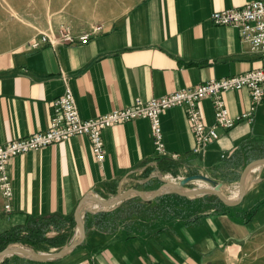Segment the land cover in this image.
Wrapping results in <instances>:
<instances>
[{
	"label": "crops",
	"instance_id": "1",
	"mask_svg": "<svg viewBox=\"0 0 264 264\" xmlns=\"http://www.w3.org/2000/svg\"><path fill=\"white\" fill-rule=\"evenodd\" d=\"M253 1L118 0L122 6L118 4L121 10L115 19L96 32L91 30L86 42L38 47L31 43L4 57L0 61V145L45 130L50 103L66 87L73 92L80 116L90 119L128 107L137 97L158 98L263 66L264 52L241 41L234 27L211 21L214 11ZM223 98L231 117L245 113L251 104L248 89L227 91ZM199 108L204 123L213 125L212 99L200 101ZM160 120L165 156L155 153L149 120L139 118L103 131L101 163L86 136L13 157L8 165L12 209H4L7 200L0 190V233L25 224L29 217L58 215L62 222L58 218L45 236L69 239L68 243H42L41 249L24 244L55 252L78 237L74 211L85 195L110 198L120 188L150 193L162 178L211 176L221 168L224 176H230L231 171L237 172L234 168L254 160L249 146L264 145V98L251 120H241L228 130L219 128V139L199 155L191 153L195 142L183 107L164 110ZM212 178L222 186L221 179ZM261 184L262 179L253 180L248 187ZM130 199L109 209L88 203L85 239L65 256L50 261L8 256L5 264H204L220 254L221 245L241 238L237 234L243 228L246 233L253 230L261 216L241 227L239 215L219 214L213 206H196L187 216L182 211L173 215L156 210L158 200ZM144 205L154 210H140ZM189 220L194 222L188 224Z\"/></svg>",
	"mask_w": 264,
	"mask_h": 264
},
{
	"label": "built area",
	"instance_id": "2",
	"mask_svg": "<svg viewBox=\"0 0 264 264\" xmlns=\"http://www.w3.org/2000/svg\"><path fill=\"white\" fill-rule=\"evenodd\" d=\"M211 21L215 25L234 27L237 29L241 41L250 45L253 50L264 52V0L214 11L211 14ZM99 29L100 27L94 29L93 32ZM59 36L60 39L53 40L42 35L38 40L32 42V46L38 47L41 43L54 45L58 42H86L90 34L82 32L77 36L69 27H65L60 31ZM241 89H248L251 99L250 107L245 113L231 117L223 94L227 91ZM205 98H211L213 101L215 122L210 126L204 123L199 108V102ZM263 98L264 65L241 74L210 79L203 83L187 86L158 98L143 100L137 97L128 107L90 119L80 116L73 92L70 87H66L65 91L50 103L49 123L45 130L36 131L0 145V190L7 200L4 209L6 211L12 209L10 199L13 195V187L8 165L9 161L17 155L64 142L74 136H86L90 141L95 159L101 163L105 159L103 131L116 124L146 118L150 123L155 153L158 156H165L166 149L160 115L164 110L176 106L185 109L188 125L195 142L191 153L199 155L205 152L209 144L219 139V128L228 130L241 120H251ZM171 157L177 158L176 155H171ZM185 177L178 176L169 180L179 182ZM164 179L162 178V180Z\"/></svg>",
	"mask_w": 264,
	"mask_h": 264
},
{
	"label": "rangeland",
	"instance_id": "3",
	"mask_svg": "<svg viewBox=\"0 0 264 264\" xmlns=\"http://www.w3.org/2000/svg\"><path fill=\"white\" fill-rule=\"evenodd\" d=\"M118 4L122 6L118 0H0V61L30 45L42 35L53 40L60 39V31L65 27H69L73 33L81 31L90 33L100 25H108L121 10ZM261 146L262 148L257 145L249 146L252 159L264 157V145ZM242 168H234L237 172L231 171L230 176H224L222 168L213 171L211 176L203 173L202 175L212 180H214L212 177L217 180L221 179L223 181L222 192L227 198L234 199L233 194L238 190L237 184ZM259 179L263 181L261 187H248L243 201L235 207L225 206L212 194L194 198L164 194L155 208L156 210L161 208L165 213L173 215L182 211V215L187 216L193 213L196 206L209 205L216 208L219 214L239 215L241 219L238 224L241 227H246L247 222L261 214L253 230L246 233L243 228V232L237 234V237L239 235L241 238H237L235 243L221 245L220 254L204 264H264V165L259 166L252 173L249 186L253 180L258 181ZM227 182H231L236 187L229 186ZM198 186H200L199 183L191 182L187 183L185 188L193 189ZM153 187H157V184ZM140 210L147 212L154 209L144 205ZM19 246L34 249L24 244H19Z\"/></svg>",
	"mask_w": 264,
	"mask_h": 264
},
{
	"label": "water",
	"instance_id": "4",
	"mask_svg": "<svg viewBox=\"0 0 264 264\" xmlns=\"http://www.w3.org/2000/svg\"><path fill=\"white\" fill-rule=\"evenodd\" d=\"M262 165H264V157L254 159L245 165L240 173L237 184L238 197L235 199L227 198L226 195L222 192V186L220 184H218L208 176L202 174L187 176L179 182H173L171 180L164 179L162 180V184L150 193L137 188H120L117 194L110 198H102L96 194H87L82 198L74 211V220L78 231V237L75 240L71 241L69 244L65 245L55 252H40L31 248L19 246V244H11L0 251V262L8 256H20L29 258L34 261H50L65 256L70 251L81 245L85 239L86 231L83 218L84 214L89 211L86 206L90 202L96 204L98 209H109L133 197H138L141 201L144 202H151L164 194H176L186 198L212 194L227 207L238 206L239 204H241L248 192V185L250 182V179H248V175L256 166L259 167ZM196 181H202L205 185H200L193 189L185 188V185L187 183Z\"/></svg>",
	"mask_w": 264,
	"mask_h": 264
},
{
	"label": "trees",
	"instance_id": "5",
	"mask_svg": "<svg viewBox=\"0 0 264 264\" xmlns=\"http://www.w3.org/2000/svg\"><path fill=\"white\" fill-rule=\"evenodd\" d=\"M250 162V160L247 161V163ZM160 197L156 198L155 200H159ZM130 200L139 201L140 199L138 197H133ZM219 201V199H217ZM220 202V201H219ZM140 205L141 204H137ZM137 207V206H136ZM58 215H51L47 217H39V218H33L29 217L27 218L25 224L23 225H17L12 227L10 230L5 231L4 233H0V251L6 248L8 245L11 244H30L32 246H35L38 248H43L42 243H47L50 246L56 245L59 246L61 244H66L69 242V239L63 240L62 237L59 239H49L45 236V232L47 228L51 224H55V222L58 220ZM59 221L62 222V219L59 218ZM194 222L193 220H189L188 224ZM22 231H25L26 234L20 235ZM6 259H4L0 264H5Z\"/></svg>",
	"mask_w": 264,
	"mask_h": 264
},
{
	"label": "bare ground",
	"instance_id": "6",
	"mask_svg": "<svg viewBox=\"0 0 264 264\" xmlns=\"http://www.w3.org/2000/svg\"><path fill=\"white\" fill-rule=\"evenodd\" d=\"M257 168H258V166H256V167L250 172V174L248 175V179H250L252 173L255 172V171L257 170ZM196 182L199 183L200 185H205L204 182H202V181H196ZM233 197H234V199L238 197V190L234 192ZM90 205H94V206H96V204H94V203H91Z\"/></svg>",
	"mask_w": 264,
	"mask_h": 264
}]
</instances>
